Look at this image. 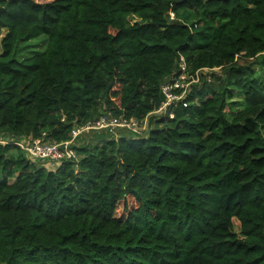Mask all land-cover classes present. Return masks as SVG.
I'll use <instances>...</instances> for the list:
<instances>
[{"label": "trees", "instance_id": "16d2710c", "mask_svg": "<svg viewBox=\"0 0 264 264\" xmlns=\"http://www.w3.org/2000/svg\"><path fill=\"white\" fill-rule=\"evenodd\" d=\"M263 77L264 0H0V139L75 155L0 144V264H264Z\"/></svg>", "mask_w": 264, "mask_h": 264}, {"label": "built area", "instance_id": "2783aa9c", "mask_svg": "<svg viewBox=\"0 0 264 264\" xmlns=\"http://www.w3.org/2000/svg\"><path fill=\"white\" fill-rule=\"evenodd\" d=\"M178 71L179 74L175 78H170L161 86V93L164 96L163 103L161 107L157 110V114H160L164 109L180 99L183 98L187 92L190 83H197L199 78L196 74L194 77L188 76L186 72V65L184 58L179 57L178 60ZM179 92V93H178ZM160 112V113H158ZM171 117V116H170ZM139 124L134 120H124L119 121L110 115H104L100 117L97 121L86 125L85 127L77 128L72 132V138L77 137L81 132L89 130H109L113 131L116 128H124L133 132H143L144 130H138L136 127ZM13 144L20 150H23L32 158L40 159L42 161H48L53 164L67 159H72L75 157L74 151L71 149L72 141L64 143H45L39 140H25L19 139L13 141L12 139H0V144ZM33 154H32V152Z\"/></svg>", "mask_w": 264, "mask_h": 264}, {"label": "rangeland", "instance_id": "374dc122", "mask_svg": "<svg viewBox=\"0 0 264 264\" xmlns=\"http://www.w3.org/2000/svg\"><path fill=\"white\" fill-rule=\"evenodd\" d=\"M36 1H39V2H45L46 0H36ZM182 12H183V11H181L180 13L182 14ZM183 13H184V12H183ZM184 14H185V13H184ZM169 16H170L171 19L174 18V15H173L172 13H170ZM44 41H45V37H44V36H41L40 38H38V39H34L33 41H31L30 45H33V48L29 49V48L22 47V48L20 49L21 57H19V59H22V58H26V57L32 56L33 54H36V53H38V52H43V50L45 49V46H46V44H45ZM31 52H33V53H31ZM253 68H254V70H255L258 74L261 72V71H259V69L257 68L256 65H253ZM203 72H204V74H205L206 71H203ZM168 80H170V79H168ZM168 80H167V81H168ZM263 80H264V77H263ZM235 100H236V98L234 99V101H235ZM237 107H238V106H237ZM237 107L232 108V109H229V110L227 111V113H229V114H233V113H235ZM158 113H160V112H158ZM156 115H161V114H156ZM158 117H159V116H158ZM146 126H147V120H145L143 123L139 124V126H137L136 128H137L138 130H144V129H146ZM262 131H263V133H264V129H262ZM84 135H85V134H83L82 137H84ZM82 137H81V138H82ZM31 152H32V151H31ZM32 154H33V152H32ZM43 163H45V164L48 163L49 167H52L51 169H54L55 166H56V164H53V163L48 162V161H46V162L44 161Z\"/></svg>", "mask_w": 264, "mask_h": 264}, {"label": "crops", "instance_id": "0c3cea01", "mask_svg": "<svg viewBox=\"0 0 264 264\" xmlns=\"http://www.w3.org/2000/svg\"><path fill=\"white\" fill-rule=\"evenodd\" d=\"M42 164V163H41ZM42 165H44L46 168H49V169H51L52 167H49V165H48V163L45 165V164H42Z\"/></svg>", "mask_w": 264, "mask_h": 264}]
</instances>
